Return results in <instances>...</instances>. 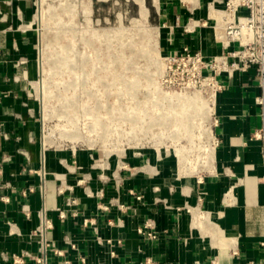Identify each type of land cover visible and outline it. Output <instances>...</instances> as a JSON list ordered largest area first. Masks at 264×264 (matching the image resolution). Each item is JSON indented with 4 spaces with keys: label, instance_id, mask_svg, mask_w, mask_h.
Here are the masks:
<instances>
[{
    "label": "crops",
    "instance_id": "crops-1",
    "mask_svg": "<svg viewBox=\"0 0 264 264\" xmlns=\"http://www.w3.org/2000/svg\"><path fill=\"white\" fill-rule=\"evenodd\" d=\"M223 1H144L164 57L221 54ZM36 16L37 0H0V264H264L257 69L219 78L217 144L201 175L158 149L51 146L31 96Z\"/></svg>",
    "mask_w": 264,
    "mask_h": 264
},
{
    "label": "rangeland",
    "instance_id": "rangeland-1",
    "mask_svg": "<svg viewBox=\"0 0 264 264\" xmlns=\"http://www.w3.org/2000/svg\"><path fill=\"white\" fill-rule=\"evenodd\" d=\"M144 1L37 0L32 96L51 146L158 149L183 173L201 175L209 98L169 73Z\"/></svg>",
    "mask_w": 264,
    "mask_h": 264
},
{
    "label": "built area",
    "instance_id": "built-area-1",
    "mask_svg": "<svg viewBox=\"0 0 264 264\" xmlns=\"http://www.w3.org/2000/svg\"><path fill=\"white\" fill-rule=\"evenodd\" d=\"M222 6L216 19L223 45L221 54L208 58L200 51L184 48L176 55L163 58L169 64L170 74L180 77L188 89L198 91L209 98V153L204 158L205 167L208 166L212 148L217 144L214 128L218 125V119L214 104L217 94L223 88L219 78L223 74L232 76L236 71L257 69L260 95L256 103L260 109L261 127L255 131L254 138L262 143L264 154V0H224ZM36 30L38 32V29ZM233 45L238 47L233 48ZM262 181L264 183V177ZM61 214L64 216V213ZM42 224V231L51 228V222L45 216ZM148 235L155 237L153 233ZM209 264L220 262L213 259Z\"/></svg>",
    "mask_w": 264,
    "mask_h": 264
}]
</instances>
